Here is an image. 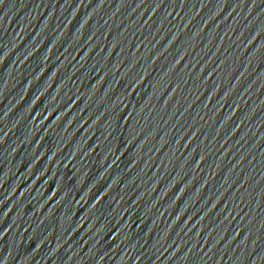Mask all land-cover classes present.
<instances>
[{
    "label": "water",
    "instance_id": "1",
    "mask_svg": "<svg viewBox=\"0 0 264 264\" xmlns=\"http://www.w3.org/2000/svg\"><path fill=\"white\" fill-rule=\"evenodd\" d=\"M0 264H264V0H0Z\"/></svg>",
    "mask_w": 264,
    "mask_h": 264
}]
</instances>
